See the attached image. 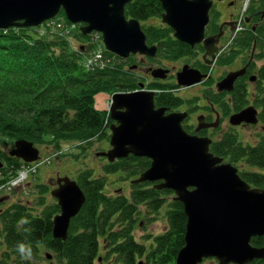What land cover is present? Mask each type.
Segmentation results:
<instances>
[{
    "label": "trees",
    "instance_id": "16d2710c",
    "mask_svg": "<svg viewBox=\"0 0 264 264\" xmlns=\"http://www.w3.org/2000/svg\"><path fill=\"white\" fill-rule=\"evenodd\" d=\"M258 1L259 8L255 5L249 9L250 13L255 12V23H259V11L264 9V0ZM162 14L157 0H133L125 6L126 17L140 23L161 19ZM58 17L66 20L62 11ZM210 24L211 29L212 17ZM142 30L147 44L157 45L158 58L175 62L194 55L188 45L173 38L170 28L147 26ZM248 34L243 39L239 36L228 61L224 59L220 66L233 62L240 53L250 54L253 40L257 39L254 60L262 62L257 69L258 83L252 93L245 85L235 86L229 105L234 113L254 108L264 129V24L254 32L249 27ZM51 37L54 38L38 37L33 28L0 30V189L24 166L8 156L5 142L13 147L15 141L26 140L37 148L59 149L64 142L89 145L93 141H109L111 119L104 109L95 107L96 96L138 90L143 81L131 69L134 58L123 60L106 51L98 65L101 69L87 71L84 59L93 56L90 37L79 31L73 37L80 44L76 49L68 39ZM152 84L158 90L154 98L156 107L171 111L187 105L191 109L188 113L195 111L196 98L184 100L176 96V85ZM212 102L225 113L223 99ZM183 129L189 133L191 128ZM209 148L213 155L237 168L240 178L251 187L264 189V135L250 145L243 144L236 132L221 133ZM82 149L85 153L88 148ZM150 163L147 158L129 155L106 162L99 175L92 169L78 171L75 182L85 202L70 220L64 241L52 237L53 219L60 209L50 195L49 184H31V201L8 203L6 197H0V264H39L43 259L47 264H176L177 254L184 247L183 205L170 190H157L148 182L131 183ZM116 173L129 182L127 195L104 194L106 176ZM163 208L161 216L166 229L155 236L138 237L145 242L137 241L136 226L144 224V229L157 221ZM22 217L30 223L19 226ZM20 242L31 244V260L26 261L17 253L16 245ZM250 243L264 247V236L253 238ZM249 264H264V260Z\"/></svg>",
    "mask_w": 264,
    "mask_h": 264
},
{
    "label": "water",
    "instance_id": "95a60500",
    "mask_svg": "<svg viewBox=\"0 0 264 264\" xmlns=\"http://www.w3.org/2000/svg\"><path fill=\"white\" fill-rule=\"evenodd\" d=\"M132 0H0V30L33 28L53 19L60 10L73 24H84L83 35L98 32L105 50L121 59L130 54L154 57L156 47L146 45L140 23L127 19L125 6ZM164 13L162 23L173 30L174 39L193 47L204 39L209 21L210 0H157ZM264 18V11L261 13ZM208 55V49L203 57ZM168 70H151L153 78L165 79ZM243 70L228 74L218 84L230 91ZM204 76L188 66L176 74L177 85L189 87ZM142 87V85H140ZM109 129L111 149L102 156L109 162L129 155L151 161L150 167L132 184L157 183V190H171L183 205L186 216L184 247L176 264H202L213 258L218 264H249L264 260V247L251 245V239L264 236V189L252 188L240 178L237 169L209 151L211 140L188 134L182 128L187 113H168L155 108L154 93L135 91L115 94ZM196 131L215 126L197 117ZM256 124V111L246 108L230 117L231 125ZM39 151L26 140L15 141L8 156L23 163L38 159ZM2 164L0 163V167ZM60 213L53 219L52 237L64 241L70 220L85 202L76 184L67 177L57 178L51 193ZM50 259V257H48ZM141 264V263H139Z\"/></svg>",
    "mask_w": 264,
    "mask_h": 264
},
{
    "label": "rangeland",
    "instance_id": "374dc122",
    "mask_svg": "<svg viewBox=\"0 0 264 264\" xmlns=\"http://www.w3.org/2000/svg\"><path fill=\"white\" fill-rule=\"evenodd\" d=\"M259 2L260 1H258V0H252L248 6V10H247L248 13H250L249 9L252 6L257 5V8H259ZM245 5H246L245 0L243 2H242V0H238V11H237V13L239 12V15L236 18L237 21L241 18L242 12L244 15L247 13V11L245 12ZM237 13H236V15H237ZM141 24H142L141 25L142 27L143 26H145V27H147V26H156V27L163 26L162 23L160 22V19H150V20L143 22ZM241 27H243V26L241 25ZM35 32L39 36H45L46 38L53 39L54 37H51V35L57 36L59 34V32L60 33L64 32V29H57L56 33H54V34L53 33L51 34L50 32H48V29H45V30L38 29ZM70 39H71V42L73 43V46L76 49V47L78 45H80L79 42H77L73 38H70ZM98 41L101 42L100 38L98 39ZM225 42H224L225 44H228V36H227ZM94 52L97 54L102 53L101 51H94ZM97 54H95V56ZM141 59L142 58L138 56V59H135L133 61L132 66H136V64L141 62ZM190 60H194V57L193 56L186 57L182 60H179L178 63H173L171 61L162 59L163 66H164V68L163 67L162 68H163V70L170 69L171 72L177 73L183 68V66H188L190 69L196 70L200 73V71L197 70L199 68H197L196 66H194V68H192L190 66V65H192V62H190ZM234 60L232 63H234ZM224 61L227 62L228 58ZM225 64H221V66H216L211 71V77L213 78V80L216 81L217 84L227 76L228 70L234 71L239 67L238 61H236V63H234L232 65V67L229 69H228V64L227 63H225ZM261 64H262V62H258L256 64V66L259 67ZM148 67H154L156 69H161L160 68L161 66H159V64L157 62L148 61L147 64L146 65L144 64V66L141 67V70L138 71V75H140L143 79V81H140L141 82L140 84H142V87H138V90L128 91V92L127 91L126 92L115 91V92L100 94V95L96 96V98H95V107L98 110L104 109L106 111L107 117L109 118L110 106L113 104L112 97L115 94H126V93L135 92V91H151L152 93H156L158 90L153 89L155 87V85H153L152 83H155V82L162 83L165 80H163V81L154 80L151 77V70L147 69ZM195 68H197V69H195ZM200 75H202V74L200 73ZM202 76H204V77L202 78V80L199 83L194 84V85L189 86V87L178 88L176 91V95L183 98L184 100L193 99V98H196V100H197V97H200V94H206L207 95L208 89L204 90V88L212 86L213 82L212 81L204 82L206 75H202ZM173 82L176 83L175 78H174ZM217 84H216V88H217ZM213 87H214L213 90H215L216 89L215 84L213 85ZM249 89H250V93H252V91H253L252 87H250ZM201 103H204V101H202ZM184 106L188 107L187 105H184ZM189 110H191V109L189 108ZM229 112H228V116L225 117L224 119L218 118V121H219L218 125L220 123V125H219L220 129L217 132L218 134L213 136V139H216L221 133L236 132L238 134L239 140L243 144L253 145L258 140L259 135L260 136L264 135V129L259 125L258 126H255V125H252V126H249V125H247V126H236V127H233L234 129L229 128L230 127V123H229L230 117L233 114H235L233 111H229ZM222 115L223 114L221 113L220 116H222ZM198 116H199V112H196L194 114V116L192 117L193 118L192 122L194 124L197 123V117ZM213 123L215 124L216 121ZM111 124H116V123H115V121L111 120ZM213 139H212V141H213ZM4 146L6 149H8V148H9V150L12 149V146H10L8 142H5ZM33 146L37 150H39V153H40L39 161L40 162L43 161L44 164L40 166V169H39L36 177H34L30 180L31 184H33V185H38V184H43V183L49 184L50 188H52V189L56 188V185H57L56 176L57 175H59L62 178L64 176H66L70 180L75 181V178L77 176L78 171H80L84 168L92 169L96 175L102 174V166L107 162L106 157H103L102 154L106 153L107 151L110 150V147H109L107 140H102L99 142L93 141V142H90L89 145L78 143V142H67V143L64 142L59 147V149H54L51 146H48V148L44 147V146L42 147L40 145H39L40 147L37 148L34 144H33ZM82 147L88 148L85 151V153H84V150L82 149ZM79 153H81L80 154V155H82L81 157H80V155L77 158L72 157V155L76 156ZM83 154H85V155H83ZM83 156H85V157H83ZM239 168L240 167H238V169ZM250 172H258V171H257V169H250ZM262 172H264V171H262ZM121 176L122 175L120 173L110 174V175L106 176L107 180H106V186L104 188V194H106V195H114L117 193H122L124 195L128 194V192L130 190L129 182L121 180L120 179ZM156 184L157 183H155L153 185H156ZM13 186L15 187L16 185H13ZM29 186L30 185L23 184L20 187L25 188L26 192L30 194V193H32L33 189H31V187H29ZM22 188H19V189H22ZM11 189H12V186H11ZM8 190H10V189H8ZM30 197L31 196H28V197L25 196L24 197V195L21 194V190H16L15 193H12V195H10L8 198H5V200H7L8 203L11 201L15 202L17 200H20L21 198L23 199V201H27L30 199ZM173 198H175V195L173 196ZM164 211H165V208L162 209L161 214L158 217V220L153 222L152 224L147 225L144 229H142V227L145 226L144 224H142L141 227L136 226L135 235H136L137 241L145 242L144 240H141L138 237L146 236L149 234L152 236H155L157 234H160L162 231H164L166 229L165 221H164L163 217L161 216ZM39 249L42 250L43 247L40 246ZM43 252H45V251L41 252L42 257L44 255ZM47 263H48V261L43 259V260H40L39 264H47ZM213 263L217 264L215 260L210 258V259L205 260L203 264H213Z\"/></svg>",
    "mask_w": 264,
    "mask_h": 264
},
{
    "label": "flooded vegetation",
    "instance_id": "af4514ba",
    "mask_svg": "<svg viewBox=\"0 0 264 264\" xmlns=\"http://www.w3.org/2000/svg\"><path fill=\"white\" fill-rule=\"evenodd\" d=\"M211 1V9H210V14L212 17V22H214V27H211L212 24L211 23V17H210V21L208 23V25L205 28V32H204V38L205 39H211V43L205 47L203 42H200L198 44H195L193 47H189L193 50L194 52V60H190V62H192V65H190L192 68H194V66H196L197 70L200 71V73L202 75H206V78L204 80V82H208V81H212L213 84L210 87H205V89L207 90V95L206 94H200V97H197V100L194 103V107H195V111H191L190 113H188L189 108L182 106L179 107L177 109H173V110H169L168 108H164V107H156V108H164L167 109V113L169 112H186L187 113V117L184 119V121L182 122V126H187L191 129H189V133L192 135H199V136H204V137H208L211 140L213 139V136L218 134L217 132L219 131L220 127V123L218 125V118H222L224 119L225 117L228 116V109L229 111H231L230 109V102H231V95L233 93V89L228 91V90H222V91H218V89L216 88V81L213 80V78L211 77V71L214 67L216 66H220V63L225 59H227L229 56H231V52L232 47L237 44V40L239 38V36L243 39L245 36H248V28L251 27V29L253 30V32L255 31L256 28H259L260 26H262V24H264V18H260L259 17V23H255L253 22V16L255 15V12L252 13H246L245 15V20L243 21L242 24V31L238 32L234 35V31L236 29V23L237 20L236 18L239 15L238 11V0H210ZM264 10V9H263ZM263 10H260L259 13ZM237 13V15H236ZM161 22V19H160ZM163 26H161L162 28H169L168 26H166L165 24L162 23ZM159 27V26H158ZM173 36V32L171 34ZM234 35V36H233ZM228 36V44H225L226 42V38ZM225 42V43H224ZM224 43V44H223ZM184 44V43H183ZM187 45V44H185ZM253 47L251 50V53L248 54L246 52L244 53H240L236 59L234 60V63H236V61L239 62V67L232 71V70H228V74H232L235 71H242L243 70V74L241 76H238L234 83H233V88L235 86L238 85H245L247 88L253 87L258 83L259 77L257 74V69L259 67L256 66V64L258 62L261 61H256L254 60V51L256 49L257 46V39L253 40ZM156 46V54L155 57L152 58L154 60H150L148 57H144V56H139L141 57V62H139L137 64V66L132 69L133 71L136 72V74H138V71L141 70V67L144 66V64L146 65L148 61L150 62H157L159 64V66H161L160 68H164L163 66V61L161 58L157 57V50L158 47ZM208 49V55H206L205 57L204 54L206 53ZM237 49V48H236ZM225 56V57H224ZM134 59H138V56H133ZM182 60V59H181ZM178 61H175L173 63H178ZM234 63H229L228 64V69L232 67V65ZM226 65V64H225ZM162 68V69H163ZM148 70H152V69H156L154 67H148ZM168 70V74L167 77L164 79L165 81L162 82L163 84H172L174 85L175 83L173 82L174 78H175V74L171 72L170 69ZM150 75V74H149ZM152 77V75H151ZM153 78V77H152ZM154 80H159V81H163L161 79H155ZM219 82V81H218ZM215 84V90H213V85ZM178 88L174 89L173 92H176ZM223 97V98H222ZM217 98L219 99H223L224 103H225V113H222L221 109L217 108L216 104H213L212 101L217 100ZM202 101H204V103H201ZM196 112H199V116H203L204 117V121L206 124H214L213 122L216 121L215 126L213 127H209V128H203L200 129L199 131H196V126L197 123L194 124L192 122L193 120V116ZM221 113L223 114L222 116ZM230 113V112H229ZM259 121V120H258ZM261 126V124H259V122L255 125V126ZM239 126H247L246 124H241ZM251 126V125H250ZM234 126L230 125L229 128H233Z\"/></svg>",
    "mask_w": 264,
    "mask_h": 264
},
{
    "label": "built area",
    "instance_id": "2783aa9c",
    "mask_svg": "<svg viewBox=\"0 0 264 264\" xmlns=\"http://www.w3.org/2000/svg\"><path fill=\"white\" fill-rule=\"evenodd\" d=\"M248 2H249V0H246V5ZM97 58H99V56H96V59ZM96 59H95V61H96ZM42 163H44V162L42 161L41 164ZM36 167L35 166L34 167H28V168L21 170L14 179H12L8 183H5V185L2 186V188L0 189V192L1 191H11L13 188H16V187L20 186L21 184H23L25 182L26 178L28 177V175L35 172ZM13 185H16V186L14 187ZM11 186H12V189H11ZM8 189H10V190H8Z\"/></svg>",
    "mask_w": 264,
    "mask_h": 264
},
{
    "label": "clouds",
    "instance_id": "9594fccd",
    "mask_svg": "<svg viewBox=\"0 0 264 264\" xmlns=\"http://www.w3.org/2000/svg\"><path fill=\"white\" fill-rule=\"evenodd\" d=\"M30 223L26 218H21L18 222L19 226H23ZM16 251L20 255V257L26 261L32 259V247L30 243H17L16 245Z\"/></svg>",
    "mask_w": 264,
    "mask_h": 264
}]
</instances>
